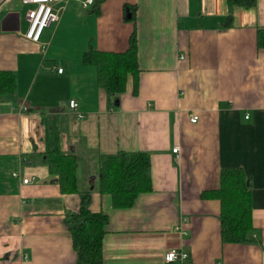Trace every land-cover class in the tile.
<instances>
[{
	"label": "crops",
	"instance_id": "obj_1",
	"mask_svg": "<svg viewBox=\"0 0 264 264\" xmlns=\"http://www.w3.org/2000/svg\"><path fill=\"white\" fill-rule=\"evenodd\" d=\"M63 3L32 42L22 36L30 4L0 0V70L16 76V90L0 100V264H76L64 216L80 195L61 192L43 162L49 114L58 116L60 151L77 155L89 209L107 215L100 264H264V47L256 44L264 0ZM131 33L136 82L128 73L112 106L81 55L124 52ZM120 150L150 161V190L128 207L97 191L99 156ZM223 168L247 179L252 230L243 242L222 241L220 200L202 195L219 187ZM169 248L187 258L165 262Z\"/></svg>",
	"mask_w": 264,
	"mask_h": 264
},
{
	"label": "trees",
	"instance_id": "obj_2",
	"mask_svg": "<svg viewBox=\"0 0 264 264\" xmlns=\"http://www.w3.org/2000/svg\"><path fill=\"white\" fill-rule=\"evenodd\" d=\"M99 0H94L93 6ZM228 6L250 7L255 0H226ZM232 16H225L222 25L229 27ZM257 46L264 47V28L258 29ZM136 38L131 33L127 50L109 52L87 49L82 52L83 64L96 68L97 84L106 91L108 103L118 98L124 90L128 73L136 82L138 65L135 54ZM16 76L12 71L0 70V100L14 93ZM57 115L46 117L47 148L43 162L49 171L56 175L61 192L78 193V209L67 211L64 221L70 232L76 252V264H100L102 261V237L107 215L89 209L90 191L79 190L77 180L78 158L74 153H62L59 146ZM149 156L145 151H117L101 154L97 165V191L109 194L116 207L132 205L136 196L150 190ZM220 184L217 189L204 191L203 196H216L220 200V235L222 241L243 242L249 240L252 230L251 203L246 176L240 168H223L220 171Z\"/></svg>",
	"mask_w": 264,
	"mask_h": 264
},
{
	"label": "built area",
	"instance_id": "obj_3",
	"mask_svg": "<svg viewBox=\"0 0 264 264\" xmlns=\"http://www.w3.org/2000/svg\"><path fill=\"white\" fill-rule=\"evenodd\" d=\"M65 0H22V2L30 4L25 12V19L27 22L26 30L22 33V36L32 42H38L44 28L48 27L51 23L57 22L60 18V14L65 8L63 3ZM94 0H80V4L83 8H88L93 4ZM63 3V4H62ZM180 58H183L180 55ZM58 72L62 71L61 67L56 68ZM69 107L77 117H82L83 114L77 109V103L75 100H69ZM198 116L192 115L190 121L195 122ZM178 146L172 148V152H177ZM12 176L18 177V171H12ZM33 177H22L23 183L29 182ZM185 221V218H182ZM176 230H181V226L177 225ZM182 233H185L182 230ZM187 253L175 248H169L163 253V259L165 262H172L174 260H185ZM219 264V263H217Z\"/></svg>",
	"mask_w": 264,
	"mask_h": 264
},
{
	"label": "water",
	"instance_id": "obj_4",
	"mask_svg": "<svg viewBox=\"0 0 264 264\" xmlns=\"http://www.w3.org/2000/svg\"><path fill=\"white\" fill-rule=\"evenodd\" d=\"M114 103H115V105H117V104H118V100H117V99H115V102H114Z\"/></svg>",
	"mask_w": 264,
	"mask_h": 264
}]
</instances>
